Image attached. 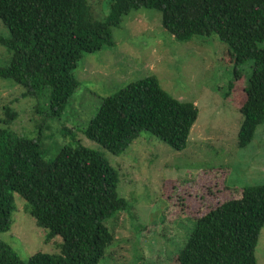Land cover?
<instances>
[{"label":"trees","instance_id":"1","mask_svg":"<svg viewBox=\"0 0 264 264\" xmlns=\"http://www.w3.org/2000/svg\"><path fill=\"white\" fill-rule=\"evenodd\" d=\"M141 8L158 11L162 27L179 42L217 35L227 45L236 79V68L252 62L239 107L238 146L245 147L264 122V0H112L104 20L93 16L86 0H0V20L9 31L0 44L10 55L0 78L12 80L28 98L45 92L57 117L79 84L78 62L113 46L112 28ZM6 115V121L16 116L10 109ZM197 116L194 103L174 99L148 76L104 97L82 133L115 155L143 130L180 151ZM118 182V171L95 150L66 146L45 161L37 139L0 127V232L10 228L16 193L37 226L48 231L47 240L62 239L60 254L38 252L27 260L0 240V264H98L114 240L105 221L129 208ZM263 224L264 184L245 187L239 198L195 221L174 263L257 264Z\"/></svg>","mask_w":264,"mask_h":264},{"label":"rangeland","instance_id":"2","mask_svg":"<svg viewBox=\"0 0 264 264\" xmlns=\"http://www.w3.org/2000/svg\"><path fill=\"white\" fill-rule=\"evenodd\" d=\"M86 1L96 19L108 16L112 0ZM160 19L158 11L145 8L123 16L120 26L112 28L113 46L78 62L74 76L79 84L57 117L51 116L45 92L28 98L12 80L0 78V127L37 139L45 161L80 144L118 171L117 191L129 208L105 221L114 240L98 264H175L199 217L239 198L243 188L264 184V122L245 147L238 146L239 107L252 62L236 68L241 74L236 79L227 45L217 35L179 42ZM0 37H9L1 20ZM8 56L0 44V67L8 65ZM148 76L156 77L174 99L198 109L184 149L176 151L143 130L115 155L83 135L104 97ZM7 109L16 116L6 121ZM12 196L11 225L0 232V240L21 260L38 252L60 254L61 237L47 240L48 231L37 226L26 202ZM254 255L257 264H264V224Z\"/></svg>","mask_w":264,"mask_h":264}]
</instances>
